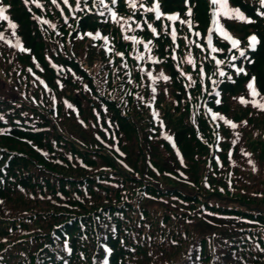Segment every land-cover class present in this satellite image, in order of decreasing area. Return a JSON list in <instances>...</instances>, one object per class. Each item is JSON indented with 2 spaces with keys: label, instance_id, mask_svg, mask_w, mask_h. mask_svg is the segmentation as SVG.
I'll use <instances>...</instances> for the list:
<instances>
[{
  "label": "trees",
  "instance_id": "obj_1",
  "mask_svg": "<svg viewBox=\"0 0 264 264\" xmlns=\"http://www.w3.org/2000/svg\"><path fill=\"white\" fill-rule=\"evenodd\" d=\"M228 1L253 21L240 30L260 37L256 51L237 58L264 103V7ZM191 4L188 17L182 0H162L164 11L204 29L206 0ZM0 5L16 25L0 21V73L30 92L0 101V264H102L103 242L111 264H264V111L239 102L245 76L219 78L208 47L191 44L178 23L173 43L167 21L150 13L125 18L122 30L107 11L65 20L49 2L44 12L24 0ZM116 9L131 14L126 0ZM36 13L55 27L32 20ZM132 34L152 41L160 63L124 39ZM17 40L25 51L10 46ZM149 71L170 79L153 83Z\"/></svg>",
  "mask_w": 264,
  "mask_h": 264
},
{
  "label": "snow or ice",
  "instance_id": "obj_2",
  "mask_svg": "<svg viewBox=\"0 0 264 264\" xmlns=\"http://www.w3.org/2000/svg\"><path fill=\"white\" fill-rule=\"evenodd\" d=\"M28 2H29V0H25L26 4ZM32 2L36 3V0H32ZM52 2L55 4L56 0H52ZM85 2H87V0H85ZM126 2L128 3L130 8H132L134 10L137 8L138 0H126ZM63 3L67 5L68 4V0H63ZM99 3L101 5H104V0H99ZM112 3L115 4L116 0H112ZM185 4L186 5L188 4V0H185ZM210 4L213 5V6H218V7H213V10H212V13H211L213 27L209 29V33H208L207 38H206L207 39L208 48H210L212 52L222 51V49H218V48L213 46L212 33L215 32L216 34L219 35V37H221L222 39H224L225 41L230 43L231 47L229 48V52H231L233 49H239V45H240L241 41L236 39V38H234L228 32V30L225 28V26L220 23V17L223 16L226 19L239 20V21L246 22V23H253V21L250 18L246 17L239 7H236V8L229 7L228 0H210ZM77 5H79V0H77ZM260 5H261V7H264V0H260ZM36 6L37 7H41V5L39 3H36ZM57 6H59V5H57ZM105 7H107V5H105ZM140 7L144 8V5H143L142 2H140ZM6 11H7V7L0 5V21H8L9 22V26L11 28L15 29L16 25L13 24L9 20V17L7 15H5ZM144 11L145 12L154 13V17H155L156 20H160V19L164 18V19H167L168 21L175 22V21L180 19L179 14H166V13L162 12L161 11L160 0H154L152 6L144 8ZM186 14H187L188 17L192 16V8L191 7L188 8V11H187ZM100 15H103V13H100ZM258 15L264 16V12H259ZM111 17H112L114 22L119 23V19L117 18V13L115 11H111ZM37 19H39V18H37ZM129 20H131V17L129 18ZM42 22L43 23H48V21H46V20L42 21ZM125 23H127V21H125ZM144 23L147 24V27L150 29V31L153 34V36L159 38L160 33L157 32V29L154 28L152 26V24L147 23V21H144ZM180 23L181 24H187L189 29H191V27H192L191 19H189V20H180ZM52 27H55V26L52 25ZM136 27L137 28H141V30H142V25L141 24L137 23ZM123 28H124V25H121V29L122 30H123ZM129 30H133V29H131V25L130 24H129ZM165 34L169 35L171 37L172 42L175 43V41L177 39V30H176V28L174 26L171 27V30L169 31L168 26L166 25L165 26ZM13 35H15V32H13ZM87 35L88 36H93L92 33H87ZM195 35L196 36H200V33L197 32V33H195ZM3 38H4L3 34L0 33V39H3ZM93 38H101L100 37V33L99 32L95 33ZM103 39H104L105 43H107L108 38L107 37H103ZM124 39L131 40L134 44H142L143 47H144V50L149 53L148 59L152 63H160V61L158 59H156L155 57L151 56V51H152V48L150 47V45H152V41L151 40L145 42V41H143L142 39H139L136 36H127V35L124 36ZM247 40H248V44H247L248 49L255 50L257 44L259 43V40H258L257 36L256 35H251V36H249L247 38ZM10 46H14V47L19 48L21 51H25V49L20 45L19 40H17L15 45H11L10 44ZM197 47H201L202 48V46L199 45V44L197 45ZM108 50L111 51V49H108ZM116 55L123 57L124 54L123 53H116ZM239 55H240V57L247 58L246 54H245V50H243V49H239ZM136 59L137 60L144 59L143 54H140V55L136 56ZM172 59L173 60L176 59L175 55L172 56ZM213 59L215 60V57H213ZM231 59H232V61H235L237 59V57L236 56H232ZM187 62L189 64L193 65V67L196 66L194 61L191 58V54H189V56L187 58ZM215 62L217 64V66L221 65L222 63H224L222 60H215ZM249 62H251V61H249ZM229 67L234 68L238 75L241 74V73H244L245 75H247V73L245 72V69L242 68V67H236L235 64H230ZM29 71H31V70H29ZM200 72H201V74H203V69L202 68L200 69ZM180 74L182 76L187 75V74H185L183 72H181ZM147 75L149 76V78L152 79L153 83H155V81L158 80V79L164 80V81H168L170 79V77L165 75L163 71H161L157 76H153L151 71H149L147 73ZM219 75L221 77H224V76H226V72L223 71V70H220L219 71ZM187 78L189 80L192 79L191 76H188ZM229 79H230V77H229ZM193 83H194V81H193ZM215 83H216V81H213V84H215ZM246 87H247V89L249 91L250 96L253 99L251 101H249V100H246L244 97H240V98H238L239 102L241 104H244V105H247L248 103H251L253 107L259 108L260 110L264 111V103H260L256 99V97L260 95V93L258 92V90L256 88V77H251L249 82L247 83ZM152 91H153V93H155V91H156L155 87H153ZM216 103L219 104L220 100H217ZM69 107H71V105H69ZM154 115H157V114L154 113ZM212 115H213V119L219 118L220 120H223L225 124H228L230 127H232V128H236L237 127V125L234 122H232L230 120H227L224 116H221L219 113H213ZM0 119H3V117L0 116ZM243 123L247 124V121H244ZM169 139H170V137H169ZM108 251H110V250H108ZM105 264H107L106 261H105Z\"/></svg>",
  "mask_w": 264,
  "mask_h": 264
},
{
  "label": "rangeland",
  "instance_id": "obj_3",
  "mask_svg": "<svg viewBox=\"0 0 264 264\" xmlns=\"http://www.w3.org/2000/svg\"><path fill=\"white\" fill-rule=\"evenodd\" d=\"M240 26H242V25H240ZM235 27V26H234ZM240 28L238 27V28H236V33L237 34H239V30ZM243 32H244V30H243ZM236 39L238 38V37H235ZM5 75H3V74H0V95H5V96H13V95H15V96H17L18 97V94H17V92H16V89L18 90V85H16V84H13V83H11V82H7V81H5V80H3V79H1V78H3ZM4 79H7V78H5L4 77ZM23 87V86H22ZM22 90H20V92H21ZM238 93H240V94H243L245 97H248V95H250L249 94V91H248V89H247V87H242V88H240L239 89V92H237V94ZM233 105H235V104H233ZM162 163V162H161ZM250 178V181L252 182V178L251 177H249ZM264 186H262V187H259V189H262Z\"/></svg>",
  "mask_w": 264,
  "mask_h": 264
}]
</instances>
